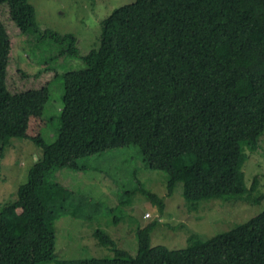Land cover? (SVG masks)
Segmentation results:
<instances>
[{
    "label": "trees",
    "instance_id": "trees-1",
    "mask_svg": "<svg viewBox=\"0 0 264 264\" xmlns=\"http://www.w3.org/2000/svg\"><path fill=\"white\" fill-rule=\"evenodd\" d=\"M0 5L1 155L26 119L27 98L11 78L14 36L33 45L52 34L66 43L56 56L85 63L52 76L63 81L54 100L61 125L53 141L32 137L43 155L15 199L0 202V264H264V211L212 237L192 233L182 248L151 244L157 220L138 229L134 252L98 227L92 235L112 255L59 259L56 222L70 207L51 175L97 170L94 159L135 145L150 169L166 172L167 196L183 183L188 211L208 198L261 202L259 178L247 185L243 167L252 154L264 156V0H134L101 21L100 46L86 55L73 33L42 30L30 0ZM142 191L162 214L164 198Z\"/></svg>",
    "mask_w": 264,
    "mask_h": 264
},
{
    "label": "rangeland",
    "instance_id": "rangeland-1",
    "mask_svg": "<svg viewBox=\"0 0 264 264\" xmlns=\"http://www.w3.org/2000/svg\"><path fill=\"white\" fill-rule=\"evenodd\" d=\"M30 1L36 9L37 23L42 30L49 29L62 35L73 33L78 40L80 55H86L100 46L101 21L115 8L134 0ZM0 16L6 17L1 5ZM46 35L33 45H27L24 36H14L11 78L27 98L26 119L18 131L21 138L11 139L12 145L4 149L3 155L0 149L1 203L15 199L19 185L27 180L29 169L43 155L32 137L41 134L47 141H53L55 129L61 125L57 117L60 106L54 100L62 95L63 81L52 76L85 67L81 58L56 56L59 48L65 47L66 43L56 41L52 34ZM16 66L31 74L29 80L18 78L21 74ZM51 78L52 84L48 88ZM49 94L52 95L51 102L47 101ZM50 109L56 114L53 121L44 118ZM45 122L49 124L43 126ZM260 144L264 146V136ZM111 153L107 158L99 156L93 160L98 164L97 170L81 172L60 168L52 172V178L65 185L70 207V212L56 222L57 258L112 255L108 248L98 245L94 239L92 234L98 227L110 233L120 247L134 252L138 229L157 220L159 223L153 230L151 244L182 248L188 244L187 238L192 233L212 237L264 211V199L249 205L222 198H208L198 209L188 211L184 206L183 183H177L174 193L167 196L166 172L150 169L138 146L131 145ZM243 170L246 184L251 185L256 176L264 192V156L258 152L252 154ZM137 184L140 188L136 189L140 191H132L136 190L133 188ZM144 187L164 198L166 207L162 214L159 205L143 193Z\"/></svg>",
    "mask_w": 264,
    "mask_h": 264
}]
</instances>
